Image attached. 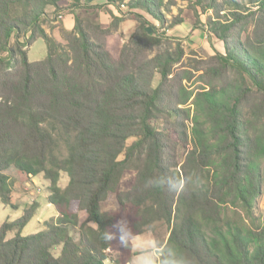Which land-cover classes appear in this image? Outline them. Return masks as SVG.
Wrapping results in <instances>:
<instances>
[{"label":"trees","instance_id":"1","mask_svg":"<svg viewBox=\"0 0 264 264\" xmlns=\"http://www.w3.org/2000/svg\"><path fill=\"white\" fill-rule=\"evenodd\" d=\"M62 1L0 0V199L13 206L10 167L27 178L43 173L50 181L48 202L57 213L31 235L21 232L39 202L18 219L3 222L0 264H106L116 240L106 242L103 233L120 221L116 210L102 209L112 192L120 208L129 203L141 209L131 227L135 235L156 220L172 224L167 244L188 264H264V222L255 217L261 174L252 167L260 146L254 147L243 132L238 113L223 121L224 141L216 151L226 155L221 172L213 182L194 185V171L210 165L213 144L205 137L199 156L193 149L182 173L173 150L177 142L152 123L161 113H182L168 102L175 95L170 81L178 76L173 67L184 52H157L149 58L160 36L148 32L140 14H135L140 25L118 57L110 53L106 37L124 16L114 15L108 26L96 24L92 30L77 18L64 45L44 28L47 9L60 10ZM71 1L73 7L84 5V0ZM130 1L132 7L164 20V0ZM197 1L204 11H212L207 20L210 34L224 42L225 54L216 56L217 71L238 70L264 97V0ZM234 33L245 34L246 40L234 38ZM39 38L45 40L48 54L29 61L25 46ZM156 75L160 79L154 84ZM250 91L248 87L246 93ZM202 101L211 109L222 104L211 92ZM184 135L188 139L187 133L178 132L181 141ZM131 138L136 141L127 146ZM62 145L66 155L61 154ZM130 165L138 176L123 194L119 183ZM62 172L69 177L65 187L59 185ZM160 175L182 179L183 190L146 186ZM227 203L239 209L230 212ZM81 211L87 215L84 220ZM13 231L16 235L9 238Z\"/></svg>","mask_w":264,"mask_h":264},{"label":"rangeland","instance_id":"2","mask_svg":"<svg viewBox=\"0 0 264 264\" xmlns=\"http://www.w3.org/2000/svg\"><path fill=\"white\" fill-rule=\"evenodd\" d=\"M130 0L125 3L106 4V0H84V5L80 8L73 7L71 0H63L61 9L56 11L54 7L47 9L48 15L45 17L44 28L53 35L59 42L67 44V34L74 29L77 18L83 20L86 27L91 29L96 24L108 26L111 23L112 16H124L123 21L119 23L118 29L106 37L107 46L114 57L120 56L121 49L131 34L140 25L138 17L135 14L144 16L147 20V30L153 36H160L158 45H154L152 50L148 51L149 58L157 52H170L179 54L184 52L179 63L173 67V71L178 76L172 79L171 86L174 91V99L168 102L169 106L178 107L182 113L175 115L172 113H161L152 120L156 128L169 134L177 142L173 147L177 161V169L183 173V165L187 162L191 151L197 149V156L201 152L205 137L212 143L213 153L209 158L208 166L202 170L194 171L192 177L194 185H201L208 180L213 182V177L221 172L224 157L219 155L217 148L224 141L225 129L223 130V121L231 112L236 111L241 119L243 132L247 135L254 147H259L258 151L253 150L252 167L261 174V190L255 200V217L257 222H264V97L260 94L255 85L247 75L233 68L220 69V63L216 59L218 53L225 54L224 42L210 34L207 25L208 16L212 11H204L197 0H164L162 12L164 20L160 21L149 15L144 9L132 7ZM223 20V19H222ZM94 34V32L92 31ZM95 36V34H94ZM97 36V35H96ZM95 36V37H96ZM234 38L241 37L246 40L245 34H233ZM23 40V38L21 39ZM15 39H12V45ZM28 51L29 61H38L44 59L48 54L47 44L44 39L39 38L34 43L25 46ZM13 67L8 68L12 71ZM160 75H156L155 82H158ZM250 87L252 91L246 93ZM214 93L215 98L222 104L220 109L216 107L211 109L205 105L202 98L207 93ZM199 94H202L199 96ZM186 98V99H185ZM189 98V99H188ZM185 99V100H184ZM184 100V101H183ZM187 101V102H186ZM184 102V103H182ZM180 124L174 127L176 121ZM178 132L187 133L188 139L181 141ZM136 141L131 138L127 141L130 146ZM259 144V146L257 145ZM61 154L66 155V149L61 146ZM261 148V149H260ZM123 158V155L121 156ZM172 162V161H171ZM201 162V161H200ZM7 173L11 176L14 183L13 206L4 204L0 199V226L7 219L16 220L22 216L27 208L32 207L34 202L42 201V207L45 206V200L49 196L50 181L43 173L27 178L15 167H10ZM138 169L130 165L124 172L119 183V191H129L133 183L137 180ZM69 177L66 172L61 173L59 185L65 187L68 184ZM208 181V182H209ZM34 191V192H32ZM118 191V192H119ZM125 197V196H124ZM39 200V201H38ZM40 203V202H39ZM230 212L238 208L231 203L225 205ZM40 208L37 215L24 227L22 235H31L44 228V221L54 217L55 210L53 206ZM43 209L40 215V210ZM104 211H114L120 220H126L130 227L138 220L141 209L127 203L120 208L117 199V193L109 194L106 201L102 203ZM239 209V208H238ZM43 218L44 221H39ZM86 213L80 212V220L86 218ZM172 224L164 220H156L152 223L145 224L142 227L141 247H148L152 241L159 240L167 244ZM112 231H115L113 228ZM17 231L10 232L8 237L16 235ZM78 238V235L75 234ZM137 234H134L135 238ZM59 252V249L56 253ZM112 260H123L129 257V248H122L115 241L110 251ZM112 260H107L106 264H114Z\"/></svg>","mask_w":264,"mask_h":264},{"label":"clouds","instance_id":"3","mask_svg":"<svg viewBox=\"0 0 264 264\" xmlns=\"http://www.w3.org/2000/svg\"><path fill=\"white\" fill-rule=\"evenodd\" d=\"M146 186L175 193L183 190L184 181L160 175L147 181ZM113 228L115 231L103 233V239L106 242L118 240L122 248L135 247L133 244L134 233L126 220L118 221L113 225ZM131 264H188V261L179 255L172 245L154 240L147 248L138 250V254L132 259Z\"/></svg>","mask_w":264,"mask_h":264},{"label":"crops","instance_id":"4","mask_svg":"<svg viewBox=\"0 0 264 264\" xmlns=\"http://www.w3.org/2000/svg\"><path fill=\"white\" fill-rule=\"evenodd\" d=\"M13 199H14V195H13ZM46 199H47V201L45 200L46 204L43 207H42L43 202L38 200L40 202V206L38 207L37 212H36L35 215H37V213H38V211H39V209L41 207L42 208L49 207L48 209H50V206H53L51 203L48 202V196H47ZM53 208L55 210L54 206H53ZM42 211H43V209L40 210V215L42 214ZM56 216H57V213H56V210H55L54 216H50V217H56ZM39 221L41 222V221H44V220H43V218H40V216H39ZM140 236L141 235H137V237L133 238V244L135 245V247H132V248L129 249V257H127L126 259H123V260H119L118 259L119 264H131L132 259L138 254V250L143 249V248H147V247H141V246L138 245L139 242L142 243V241H143ZM112 262H114V261H112Z\"/></svg>","mask_w":264,"mask_h":264},{"label":"built area","instance_id":"5","mask_svg":"<svg viewBox=\"0 0 264 264\" xmlns=\"http://www.w3.org/2000/svg\"><path fill=\"white\" fill-rule=\"evenodd\" d=\"M33 177H34V176H33ZM33 177H32V179H31V180H32L33 182H35V180H34V178H33ZM32 192H34V191H32Z\"/></svg>","mask_w":264,"mask_h":264}]
</instances>
